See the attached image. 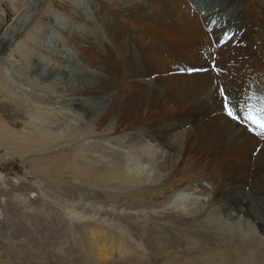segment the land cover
<instances>
[{"label": "rangeland", "instance_id": "1", "mask_svg": "<svg viewBox=\"0 0 264 264\" xmlns=\"http://www.w3.org/2000/svg\"><path fill=\"white\" fill-rule=\"evenodd\" d=\"M103 1L109 0H0V264H211L212 251L226 252L227 264H264V163L258 166L259 181L239 186L225 185L221 170H206L195 156L181 161L183 147L195 146L200 134L195 119L183 116L164 125L173 150L161 175L157 169L156 184L172 177L162 192L153 183L155 166L149 161L128 172L145 176L149 170L147 180L140 176L127 183L121 175L112 180L72 172L80 169V153L87 147L109 158L123 155L116 142L121 134L111 124H116L111 105L117 87L101 93L96 86L110 79L109 71L88 62L100 56L101 41L122 47L116 57L129 60L121 64L124 77L157 83L154 62L126 46L120 35L129 28ZM169 6L190 10L212 37L207 67L213 71V95L223 106H232L241 118L242 100L264 104V0H177ZM22 15L26 18L12 31ZM142 31L136 28L131 40ZM164 40L148 44L154 57L166 58L169 74L190 76L202 70L193 67L196 51L183 54ZM75 55L80 65L73 63ZM14 106L33 113L30 119L38 120L41 111L78 120L70 119L67 129L68 119L61 120L56 142H32L29 133L22 138L25 125ZM225 111L224 106L228 117ZM107 116L109 122L99 126ZM137 129L144 137L142 128ZM258 132L264 135V130ZM145 140L156 144L148 136ZM67 146L70 150L63 152ZM257 155L256 150L250 154ZM200 183L199 194L189 190ZM203 198L205 205L197 207ZM235 204L240 208L234 209ZM196 207L198 211L189 212ZM234 225L253 227L259 234L246 241L227 237Z\"/></svg>", "mask_w": 264, "mask_h": 264}, {"label": "bare ground", "instance_id": "2", "mask_svg": "<svg viewBox=\"0 0 264 264\" xmlns=\"http://www.w3.org/2000/svg\"><path fill=\"white\" fill-rule=\"evenodd\" d=\"M182 1L186 2L187 0ZM103 2L108 9L115 14L117 18L120 17L122 19L121 21L127 26V28H129L126 31L122 30L123 32H121L122 34L120 35L126 40V46L133 47L137 53L140 51L145 58L154 62L156 69L158 70V77L157 75L155 76L157 78V83L155 82L156 85L153 86L150 81L149 83H141L128 80L120 71L122 65L129 63L127 56L125 55V57L122 58L116 57V54L117 56H120L119 51L122 47L119 44H112V47L111 44L109 45L106 44L105 41H101V44L99 45L102 47L100 50L101 52L99 51L100 56L97 57L90 55L92 60L90 58V60H87L91 66L99 67L100 65H105V69L109 71L110 79L104 78L103 83L96 86L101 93L117 87V96L114 100L115 102L111 105L112 110H114V113L116 114L115 119L113 118L116 120V124L113 122L111 124H113L112 129L114 128L116 132L121 134L119 138L117 137L118 139H116V142L120 145L121 154L123 153V155L120 157L118 154L109 158L105 155L94 153V151L90 150V147H87L84 152L81 151L80 153V156L83 158L82 161H80V169L78 167L73 169L72 172L74 174L80 173L85 178L97 176L100 179L112 180L118 179V176L121 175L119 179L122 182L127 183V180L131 181L137 177L144 176L141 173L138 174V170H134L135 172L132 175L128 173L132 167L137 168L136 165H139L142 162V167H144V162L149 161L155 166V170H153L154 175L152 176L153 183L154 185H158V188H160L162 192L164 191V186H169L172 177L164 178L161 183L156 184L155 181H157L156 178H158L159 175L157 169L160 170L161 175L166 166L164 161H167L166 158L172 154L173 150V148H170L173 147V145L170 146L171 143H167L166 139L168 133L165 132L164 125L167 121H176V119H181L185 116L197 120L196 124L198 123V126H201V129L199 131L200 134L197 132L196 135L198 136L196 145L192 147L189 143H186V146L181 150V161L184 162L187 160L188 156H195L193 157L194 161L196 160L195 163L198 162L199 165H204L206 170H210L211 168L221 170V173L224 175L223 179L226 181L225 185L242 186L250 180L258 179L259 181L261 178V171L258 166L259 164L264 163V153H262V151H264V135L259 133L258 131L260 129L255 126L252 127L253 129L255 128V130H252L249 125L251 123L246 120L247 117L245 116V112L249 108H259L264 104L260 102L258 103L257 101V104H253V102L249 100V96L248 100L252 102V104L248 105L246 101H241L240 104H242L243 113L238 122H233L234 120L230 122L228 121L229 116H224L225 103L223 106V102L218 100L219 97L216 98V96L213 95L214 82L213 84L211 83V73L213 71L211 70L210 72V69L207 67V62L212 53V37L202 30L199 22L191 16L192 12L188 9L190 15L189 13H186L185 10H172L169 5L171 2L176 5L177 0H109L107 3L105 1ZM167 8H170L171 10L168 11ZM245 8L247 11L250 10L249 6H245ZM25 15L28 16L29 12H26ZM25 15H22L18 18V21L16 20L17 22L15 24L10 26L12 31L13 29H15V31L18 30L19 25H21V22L23 21V16L26 18ZM136 28H138V30H143L142 32L144 33L136 35V38L131 40L132 36L135 34ZM113 37L115 36L113 35ZM161 38H165V42H170L183 54L190 51H196L194 57L197 60V64L194 63L193 67L198 65V67H202V70L198 72L196 71L197 73H192L193 75L190 76L187 75V73L183 75L174 73L169 74V63L166 64V58L158 57L156 55L154 57L148 44L151 41L154 43ZM112 39L113 38H111V41ZM201 49L202 52L200 51ZM86 53L87 52H85V54ZM72 61L76 65H80L82 62L76 55L75 57H72ZM231 71L233 72V70ZM239 74L240 73H238V75ZM263 77L264 76H262V78ZM7 93L9 92L7 91ZM256 99L257 97L255 100ZM237 102L239 104V100H237ZM246 105H248V107H246ZM237 107L239 108V105ZM14 110L17 114L19 113L21 115V119L25 125L22 138L24 137V133H29L32 136L33 140H30L32 142H56L62 135L60 132L62 130L60 128L63 122H61V120L71 119L74 123L78 120L75 116L71 117L67 113H62L61 116L54 114L52 117H48L46 113L44 114L41 111L37 113L38 120L30 119V117L33 116V113L25 109V107H16ZM196 117H199V119ZM68 120L65 121V129L71 125V120ZM107 121L108 116L103 118L98 125L102 126L105 123L107 124ZM183 122L184 121H181L179 124L181 125ZM161 124L163 125L162 128H160ZM137 128H142L143 132L141 133L144 134V137L137 134L139 132ZM147 136L153 138V141H155L156 144L154 145L153 143H150V141L148 142L145 140ZM194 142L195 141L192 143ZM70 148L71 147L69 146L65 147L63 152H67ZM254 150L258 151V158L250 156ZM66 155L67 154H64L62 156L64 157ZM177 167L173 170L175 172L174 176L178 173ZM148 173L149 170L144 176V178L146 177V180L149 177V175H147ZM201 185V183L196 184L189 190L198 193V191L202 190L199 189ZM204 202L205 198L202 199L197 207L205 205ZM197 207L189 210V212L198 211ZM233 208L237 210L240 206L235 204ZM255 232V228L253 227L245 229L242 228L241 225H234V227L228 228L226 236L231 237L237 235L236 237L246 241V239H249ZM256 234L259 233H255V235ZM211 248H213V246ZM225 257H227L226 252L216 253L212 251L211 264H216L215 261L217 260H215V258L222 260L223 263L227 264Z\"/></svg>", "mask_w": 264, "mask_h": 264}, {"label": "snow or ice", "instance_id": "3", "mask_svg": "<svg viewBox=\"0 0 264 264\" xmlns=\"http://www.w3.org/2000/svg\"><path fill=\"white\" fill-rule=\"evenodd\" d=\"M225 108L229 117L237 121L241 119L232 106L225 104ZM245 116L256 128L264 130V105H261L259 108H249L246 110ZM253 130H255V128Z\"/></svg>", "mask_w": 264, "mask_h": 264}]
</instances>
